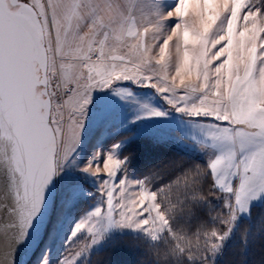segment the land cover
<instances>
[{"label": "snow or ice", "instance_id": "1", "mask_svg": "<svg viewBox=\"0 0 264 264\" xmlns=\"http://www.w3.org/2000/svg\"><path fill=\"white\" fill-rule=\"evenodd\" d=\"M0 264H264V0H0Z\"/></svg>", "mask_w": 264, "mask_h": 264}, {"label": "rangeland", "instance_id": "2", "mask_svg": "<svg viewBox=\"0 0 264 264\" xmlns=\"http://www.w3.org/2000/svg\"><path fill=\"white\" fill-rule=\"evenodd\" d=\"M63 251L64 249L62 247H57L52 253L53 258L59 257L63 253Z\"/></svg>", "mask_w": 264, "mask_h": 264}, {"label": "water", "instance_id": "3", "mask_svg": "<svg viewBox=\"0 0 264 264\" xmlns=\"http://www.w3.org/2000/svg\"><path fill=\"white\" fill-rule=\"evenodd\" d=\"M21 252L23 253L24 252V249H21Z\"/></svg>", "mask_w": 264, "mask_h": 264}]
</instances>
